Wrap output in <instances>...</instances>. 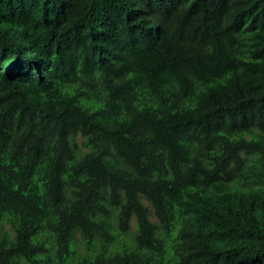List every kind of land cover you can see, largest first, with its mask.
I'll list each match as a JSON object with an SVG mask.
<instances>
[{
  "label": "trees",
  "instance_id": "16d2710c",
  "mask_svg": "<svg viewBox=\"0 0 264 264\" xmlns=\"http://www.w3.org/2000/svg\"><path fill=\"white\" fill-rule=\"evenodd\" d=\"M0 264H264V0H0Z\"/></svg>",
  "mask_w": 264,
  "mask_h": 264
},
{
  "label": "rangeland",
  "instance_id": "374dc122",
  "mask_svg": "<svg viewBox=\"0 0 264 264\" xmlns=\"http://www.w3.org/2000/svg\"><path fill=\"white\" fill-rule=\"evenodd\" d=\"M145 203L147 204V202H146V201H145ZM152 220L156 221V219H155V218H152Z\"/></svg>",
  "mask_w": 264,
  "mask_h": 264
}]
</instances>
